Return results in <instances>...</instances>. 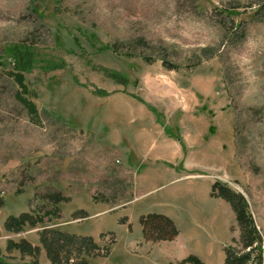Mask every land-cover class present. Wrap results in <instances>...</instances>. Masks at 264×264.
Segmentation results:
<instances>
[{"label":"rangeland","instance_id":"rangeland-1","mask_svg":"<svg viewBox=\"0 0 264 264\" xmlns=\"http://www.w3.org/2000/svg\"><path fill=\"white\" fill-rule=\"evenodd\" d=\"M157 121L184 150L171 168L195 180L143 196L125 155L153 145ZM214 182L243 196L264 249V0H0L1 263L51 264L42 225L4 227L37 213L109 246L89 264H222L239 230ZM176 187L182 208L153 204ZM158 210L172 241L143 237Z\"/></svg>","mask_w":264,"mask_h":264},{"label":"trees","instance_id":"trees-1","mask_svg":"<svg viewBox=\"0 0 264 264\" xmlns=\"http://www.w3.org/2000/svg\"><path fill=\"white\" fill-rule=\"evenodd\" d=\"M210 195L222 199L230 206L239 230V247H225L222 264H264L263 238L248 211L243 196L219 182L212 184ZM48 200L53 203L54 209L59 210L58 204L66 198L59 194H51ZM2 206L3 200L0 197V209ZM77 216H79L77 218H85L87 214L80 211ZM43 224H45L43 216L37 213H21L17 217L7 218L4 227L10 232H20L25 226L42 225L39 242L51 264H89L91 257L106 256L109 252V246H100L91 236L73 234ZM140 224L145 240L153 243L172 241L178 235L172 220L162 214H147L140 218ZM13 248L28 255L39 252V247L25 240L15 243ZM0 264L4 263L0 262Z\"/></svg>","mask_w":264,"mask_h":264},{"label":"crops","instance_id":"crops-1","mask_svg":"<svg viewBox=\"0 0 264 264\" xmlns=\"http://www.w3.org/2000/svg\"><path fill=\"white\" fill-rule=\"evenodd\" d=\"M152 124H156L155 121H153ZM157 124L162 126V130L159 132L158 137L156 134L148 133V139L153 142V145H151L150 148L146 149V151H144L145 149L140 151L138 148L137 150L129 149L125 155L127 165L132 168L135 173L136 191L143 196L146 193L151 192L153 188L161 187L160 185L162 182L176 184V181L182 180L178 184L182 183L185 188L188 186L191 188L190 186L191 184H194L193 180H195L191 177L185 176L186 171H177L175 168H171L170 165L174 166L176 161H180V164L182 162L183 165L181 164V166L186 168L184 164L185 158L183 159L184 150L180 143V139L171 132V129L167 127L165 123L157 121ZM170 168L172 169L171 171L169 170ZM197 178H201V175H198ZM170 191L172 193L167 189L163 196L158 200H154L155 203H153L154 205H167L161 206L160 208H164L161 211H168V213L170 206L174 205L177 207L180 205L182 208V204L185 205L184 202L189 200L188 198H185L186 200L184 201V194H187L185 191L182 192L183 194L177 193L180 191L178 187L173 190L170 189ZM174 191H176V194ZM187 196L190 197V191ZM138 199L139 196H135L131 203ZM179 200H181V202ZM177 201L180 203H176ZM139 211L138 217L149 210ZM161 211L158 210V212H155H160L166 216L169 215L168 213Z\"/></svg>","mask_w":264,"mask_h":264}]
</instances>
